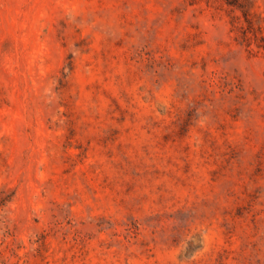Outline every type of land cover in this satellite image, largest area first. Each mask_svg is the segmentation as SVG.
<instances>
[{"label":"rangeland","instance_id":"1","mask_svg":"<svg viewBox=\"0 0 264 264\" xmlns=\"http://www.w3.org/2000/svg\"><path fill=\"white\" fill-rule=\"evenodd\" d=\"M0 264H264V0H0Z\"/></svg>","mask_w":264,"mask_h":264},{"label":"trees","instance_id":"2","mask_svg":"<svg viewBox=\"0 0 264 264\" xmlns=\"http://www.w3.org/2000/svg\"><path fill=\"white\" fill-rule=\"evenodd\" d=\"M243 16L245 17V20L247 21V23H250L248 19V13L246 11H243Z\"/></svg>","mask_w":264,"mask_h":264}]
</instances>
